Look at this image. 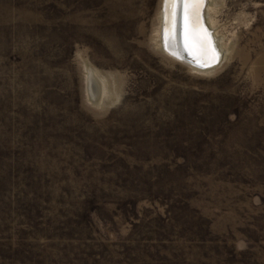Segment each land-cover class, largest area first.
<instances>
[{
  "label": "rangeland",
  "instance_id": "1",
  "mask_svg": "<svg viewBox=\"0 0 264 264\" xmlns=\"http://www.w3.org/2000/svg\"><path fill=\"white\" fill-rule=\"evenodd\" d=\"M163 4L0 0V264H264V0H207L209 72Z\"/></svg>",
  "mask_w": 264,
  "mask_h": 264
},
{
  "label": "bare ground",
  "instance_id": "2",
  "mask_svg": "<svg viewBox=\"0 0 264 264\" xmlns=\"http://www.w3.org/2000/svg\"><path fill=\"white\" fill-rule=\"evenodd\" d=\"M174 10H175V28L173 27ZM194 11L195 10L193 9L192 12H194ZM161 13H162V16H160L161 17V21H160L161 22V32H160L159 37H160V43L162 45V49L164 51H166L167 53H169L170 55H172L178 61L184 62V63L194 67L193 65H191L185 61H182L179 56H181V54H183L182 53L184 51L183 46H184V48L186 46V48L188 49V51L190 53H192V54L195 53L199 57L205 58L208 55L206 42H205V36H204V33L202 32V30L200 29L198 23H197L196 14H192L190 12L186 18L184 6L181 4H173L171 2V0H169V2L167 4L165 3V0H164L163 12H161ZM180 13H182V15ZM208 13H209V8L207 5V0H204V7H203L204 24L206 25L207 30L209 31L212 39L214 40V45H215V48H216V50L218 52V56H219V62L216 66H213L211 68L201 69V68L194 67L193 69L197 72H209V71L215 69L219 65V63L222 59L221 58L222 57L221 49H219V51H220L219 52L218 48L216 47V43H215L213 33L210 30V28L207 24V21H206V15ZM180 16H182V19H183L182 20L183 31H181L182 32L181 37H180V33H179V25L181 23ZM180 38L182 39V41ZM182 44H183V46H182ZM86 72H87V81H88L89 85L92 86V83H94L95 81H98L99 82L98 89L101 90V94L103 95L104 91H105V86L101 81H99L96 73L89 68H87ZM96 90H97V88H96Z\"/></svg>",
  "mask_w": 264,
  "mask_h": 264
},
{
  "label": "water",
  "instance_id": "3",
  "mask_svg": "<svg viewBox=\"0 0 264 264\" xmlns=\"http://www.w3.org/2000/svg\"><path fill=\"white\" fill-rule=\"evenodd\" d=\"M203 7H204V0H203L202 5L199 8V12L196 14V20H197V23H198L200 29L204 33L208 55L205 58L199 57L195 53H193V54L190 53L188 51V49L186 48V46L184 48V46L182 44L184 51L182 52L183 54H181V56H179V57L181 58L182 61H185V62L193 65L194 67L206 69V68H211L213 66H216L219 62V56H218V52H217L215 45H214V40L212 39L209 31L206 28V25L204 24ZM180 14L182 15V13H180ZM180 19H181V23L179 25V33H180V37H181V33H182L181 31H183L182 16H180ZM181 41H182V39H181Z\"/></svg>",
  "mask_w": 264,
  "mask_h": 264
},
{
  "label": "snow or ice",
  "instance_id": "4",
  "mask_svg": "<svg viewBox=\"0 0 264 264\" xmlns=\"http://www.w3.org/2000/svg\"><path fill=\"white\" fill-rule=\"evenodd\" d=\"M169 2V0H165V3L167 4ZM171 2L173 4H181L184 6V11L186 14V18L187 15L191 12L192 14H197L199 12V8L203 3V0H171ZM195 10L194 12H192V10ZM174 23H173V27L175 28V10H174Z\"/></svg>",
  "mask_w": 264,
  "mask_h": 264
}]
</instances>
